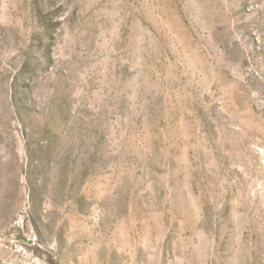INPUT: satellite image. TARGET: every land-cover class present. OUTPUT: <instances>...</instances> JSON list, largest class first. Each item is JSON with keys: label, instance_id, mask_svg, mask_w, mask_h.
Masks as SVG:
<instances>
[{"label": "rangeland", "instance_id": "rangeland-1", "mask_svg": "<svg viewBox=\"0 0 264 264\" xmlns=\"http://www.w3.org/2000/svg\"><path fill=\"white\" fill-rule=\"evenodd\" d=\"M0 264H264V0H0Z\"/></svg>", "mask_w": 264, "mask_h": 264}]
</instances>
